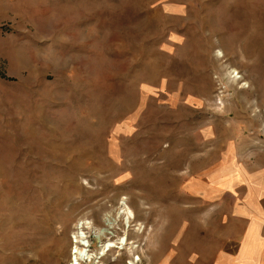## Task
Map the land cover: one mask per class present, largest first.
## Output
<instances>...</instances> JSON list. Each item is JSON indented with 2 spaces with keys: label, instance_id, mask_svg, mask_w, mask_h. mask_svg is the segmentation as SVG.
Masks as SVG:
<instances>
[{
  "label": "rangeland",
  "instance_id": "1",
  "mask_svg": "<svg viewBox=\"0 0 264 264\" xmlns=\"http://www.w3.org/2000/svg\"><path fill=\"white\" fill-rule=\"evenodd\" d=\"M263 177L264 0H0V264H69L84 220L208 262Z\"/></svg>",
  "mask_w": 264,
  "mask_h": 264
},
{
  "label": "crops",
  "instance_id": "2",
  "mask_svg": "<svg viewBox=\"0 0 264 264\" xmlns=\"http://www.w3.org/2000/svg\"><path fill=\"white\" fill-rule=\"evenodd\" d=\"M235 216L243 220L244 226L227 241L232 248L231 254L215 251L208 262L199 260L188 264H264V177L255 181L246 208Z\"/></svg>",
  "mask_w": 264,
  "mask_h": 264
},
{
  "label": "bare ground",
  "instance_id": "3",
  "mask_svg": "<svg viewBox=\"0 0 264 264\" xmlns=\"http://www.w3.org/2000/svg\"><path fill=\"white\" fill-rule=\"evenodd\" d=\"M123 206L120 207V211L118 212L119 214L123 213L125 219L127 222H130V219L134 217L133 211L129 207H126L124 203H122ZM124 219V220H125ZM90 222V221H89ZM89 222L87 221H81L76 224V230L73 232V236L71 237V242L72 246L70 249V260L69 264H103L100 263V258L105 256L109 250L112 248H118V249H123L127 248V251L129 253H132L133 250L135 249V246L133 245V242H127V239L118 238L116 241H111L110 238L107 237L105 242H101L100 237L102 236L104 230H100L97 232V243L99 244V251L97 253H93L90 249V242L88 238V234L86 235V232L83 231L84 228H89ZM92 225V224H91ZM137 228L136 230L138 232L143 231V225L142 223L137 222ZM93 227V226H92ZM127 232L124 231L125 236ZM119 241V242H117ZM120 244V245H119ZM133 257L132 260L129 261L128 264H137V262L140 260V256L137 255L135 256V253H132ZM92 260H94L92 263H90Z\"/></svg>",
  "mask_w": 264,
  "mask_h": 264
}]
</instances>
